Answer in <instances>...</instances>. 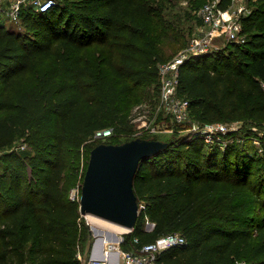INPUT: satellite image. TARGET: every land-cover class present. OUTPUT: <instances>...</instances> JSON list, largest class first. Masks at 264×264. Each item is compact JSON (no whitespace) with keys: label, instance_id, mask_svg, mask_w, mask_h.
Returning <instances> with one entry per match:
<instances>
[{"label":"trees","instance_id":"trees-1","mask_svg":"<svg viewBox=\"0 0 264 264\" xmlns=\"http://www.w3.org/2000/svg\"><path fill=\"white\" fill-rule=\"evenodd\" d=\"M194 1L198 12L209 0ZM178 2L57 0L44 14L26 8L18 30L0 26V264L89 259L93 240L80 200L70 198V158L137 138L134 108L150 85L159 97L165 45L172 37L184 44ZM247 3L245 44L228 42L180 67L178 92L195 123L264 128V0ZM94 47L106 49L98 61L87 57ZM108 128L115 137L95 138ZM252 140L222 146L183 133L143 160L134 189L144 208L122 250L180 234L186 243L162 251L157 264H264V147L259 156ZM20 142L30 151L13 150Z\"/></svg>","mask_w":264,"mask_h":264},{"label":"built area","instance_id":"built-area-1","mask_svg":"<svg viewBox=\"0 0 264 264\" xmlns=\"http://www.w3.org/2000/svg\"><path fill=\"white\" fill-rule=\"evenodd\" d=\"M222 0H212L202 6L197 16L202 20L201 34L193 39L186 54L179 53L174 60L164 62L159 65L160 79V106L165 108L169 117L175 122V126L183 128L190 121V101L179 95L178 88L180 83V67L185 60L192 55L203 54L209 52L212 45L220 38H225L229 42L245 44L247 35L243 34L242 18L249 15L250 8L247 0H231L228 8L221 7ZM4 3L8 4V9ZM57 5V0H0V16L6 14L11 20L21 26L22 13L26 8H31L40 14L47 13ZM183 54V55H182ZM146 111V106L137 107L134 111L135 118L133 123L136 127V118ZM136 121V122H135ZM236 124V122L232 123ZM230 123H213L200 125L194 123L193 131L205 137L206 142L220 143L225 146L232 143L230 134L233 129ZM146 125L140 129L145 132L135 134V137L141 135H152V129L146 130ZM113 136V129H103L95 134V138L106 140ZM226 138L225 141L223 139ZM72 200H81V196L77 191L70 193ZM141 210L144 208L140 205ZM148 220V219H147ZM147 223L150 224L149 220ZM124 238L117 244H104L103 250L100 252L98 247L94 245L90 257L86 264H157L159 255L162 251L177 245L186 243V239L180 234H170L163 236L154 243L143 245L139 250H122L121 243ZM137 241V240H136ZM100 252V253H99ZM244 264V263H241Z\"/></svg>","mask_w":264,"mask_h":264},{"label":"rangeland","instance_id":"rangeland-1","mask_svg":"<svg viewBox=\"0 0 264 264\" xmlns=\"http://www.w3.org/2000/svg\"><path fill=\"white\" fill-rule=\"evenodd\" d=\"M176 2V0H174ZM212 1V0H209ZM209 1H206L204 3H207ZM66 2V1H65ZM195 1L194 0H179L178 7L176 8L177 17L179 20L177 21L178 26V32L176 35H179L181 33H184L186 35L185 39L183 38L184 44L180 43L181 37H172L168 40L167 44L165 45V60L166 62H169L171 60H174L177 55H181L179 53L183 52V54H186L188 48L190 47L193 39L196 37H199L201 34V28L202 25H198L196 22V10H195ZM248 4V3H247ZM205 5V4H204ZM4 6L6 9H8V4L4 3ZM0 26H4L7 29L10 30H18L19 24L15 23L13 20H11L6 14L0 16ZM228 40L225 38H220L214 45H212L209 49V51L217 50L222 47H226L228 44ZM106 49H99V48H93L92 51L87 55L89 58H94L95 60L101 59L105 55ZM182 54V55H183ZM146 92L149 93L148 97L139 103L137 107L140 106H146V111L142 112V115H140L136 120V129L135 134H138L140 132H145L141 130L140 128L144 125H146L147 129H152L154 134L148 135L147 137L152 138L155 137L161 141L169 142L170 140H177V136H181L183 133H194L193 127H194V121L191 120L189 123H187L183 128L175 126V122L169 117L167 111L165 108H162L160 106V98L155 97L157 95V92L155 91V87L150 85L146 88ZM136 107V108H137ZM134 108V109H136ZM135 111V110H134ZM230 128L234 131L232 134H230V137H227V139H230L232 143H239V141H242V138L250 137L253 139L251 142H249L247 145H250L251 149L258 152L259 156L263 154L262 149L264 147L262 141V138H264V128L260 126H250L246 125L243 122H236V124L230 123ZM146 133V132H145ZM235 133V134H234ZM114 137L116 136L115 132L113 131ZM146 137V134L141 135ZM140 138V137H139ZM205 138V137H204ZM138 139V137L136 138ZM142 139V138H140ZM206 140V139H205ZM226 138L223 139L225 141ZM124 138L122 137H115L111 140H108L111 144L114 145H120L119 143L123 144ZM27 145L25 143L20 142L18 145H16L13 150L19 151L24 153L28 152L30 150H27ZM82 150H76L77 157L71 156L70 158V166L71 170L69 172V177L71 178V187H70V193L73 191H77V194L81 196L82 194V186L84 182V175L85 173V167L89 164L91 154L89 153H83L81 155ZM4 152L0 151V157L2 156ZM82 157V158H81ZM81 158V160H80ZM88 168V166H87ZM87 171V169H86ZM84 221L88 225L92 240H93V246L97 244L99 240H103V243H115L117 244L118 240L115 239L116 234H119L120 237L125 236L127 233H122L124 231H117L115 229L107 228L102 226V224H98L93 221V217L91 215L84 216ZM148 221V220H147ZM145 228L152 230L153 227L150 224L147 223ZM153 225V224H152ZM152 228H151V227ZM150 227V228H149ZM120 233H122L120 235ZM122 239V238H121ZM92 246V249L94 248ZM131 250V249H130ZM134 251V250H131ZM88 260H86L87 262ZM85 262V264H86ZM241 264V263H240Z\"/></svg>","mask_w":264,"mask_h":264},{"label":"water","instance_id":"water-1","mask_svg":"<svg viewBox=\"0 0 264 264\" xmlns=\"http://www.w3.org/2000/svg\"><path fill=\"white\" fill-rule=\"evenodd\" d=\"M172 143L138 138L120 145L102 143L96 146L91 152L82 186L81 214L126 227L122 233L132 232L141 214L134 189L139 165L165 151ZM116 237L120 242L122 237L119 234Z\"/></svg>","mask_w":264,"mask_h":264},{"label":"bare ground","instance_id":"bare-ground-1","mask_svg":"<svg viewBox=\"0 0 264 264\" xmlns=\"http://www.w3.org/2000/svg\"><path fill=\"white\" fill-rule=\"evenodd\" d=\"M91 217H93L92 219H93L94 222H96V223H98L100 225L103 223L102 226H104V227L115 229L117 231H126L127 230L126 227H123V226L118 225L116 223H113V222H110V221H106L104 219H101V218L93 216V215H91ZM115 239L118 240L117 237H115ZM102 241L103 240H99L98 241L97 247H99V245L102 244Z\"/></svg>","mask_w":264,"mask_h":264},{"label":"crops","instance_id":"crops-1","mask_svg":"<svg viewBox=\"0 0 264 264\" xmlns=\"http://www.w3.org/2000/svg\"><path fill=\"white\" fill-rule=\"evenodd\" d=\"M153 227H154V226H153ZM147 230L150 231V229H147ZM121 234H122V233H121ZM97 244H98V242H97ZM97 244H96V246H97ZM105 244H108V243L105 242ZM110 244L113 245V244H115V243H109V245H110ZM103 245H104V243H103V241H102V244L99 245V247H98V250H100V252L103 250V247H104ZM100 252H99V253H100Z\"/></svg>","mask_w":264,"mask_h":264}]
</instances>
